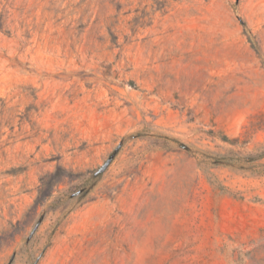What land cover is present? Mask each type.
Instances as JSON below:
<instances>
[{
  "label": "rangeland",
  "instance_id": "obj_1",
  "mask_svg": "<svg viewBox=\"0 0 264 264\" xmlns=\"http://www.w3.org/2000/svg\"><path fill=\"white\" fill-rule=\"evenodd\" d=\"M0 264H264V0H0Z\"/></svg>",
  "mask_w": 264,
  "mask_h": 264
},
{
  "label": "trees",
  "instance_id": "obj_2",
  "mask_svg": "<svg viewBox=\"0 0 264 264\" xmlns=\"http://www.w3.org/2000/svg\"><path fill=\"white\" fill-rule=\"evenodd\" d=\"M243 25H244V23H243Z\"/></svg>",
  "mask_w": 264,
  "mask_h": 264
}]
</instances>
